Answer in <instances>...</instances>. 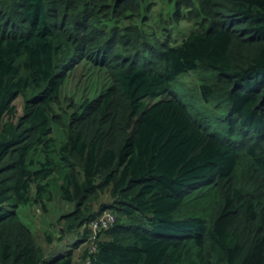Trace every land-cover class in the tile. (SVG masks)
I'll return each mask as SVG.
<instances>
[{
    "label": "trees",
    "instance_id": "1",
    "mask_svg": "<svg viewBox=\"0 0 264 264\" xmlns=\"http://www.w3.org/2000/svg\"><path fill=\"white\" fill-rule=\"evenodd\" d=\"M156 1L177 45L143 24ZM85 62L109 85L72 103ZM190 73L198 103L172 90ZM54 195L78 238L45 249L17 210ZM86 263L264 264V0H0V264Z\"/></svg>",
    "mask_w": 264,
    "mask_h": 264
},
{
    "label": "rangeland",
    "instance_id": "2",
    "mask_svg": "<svg viewBox=\"0 0 264 264\" xmlns=\"http://www.w3.org/2000/svg\"><path fill=\"white\" fill-rule=\"evenodd\" d=\"M144 26L161 40L167 37L171 39V45H177L183 37L184 32L187 33L191 26L186 20L177 22L168 15V3L156 1L144 18H142ZM147 31V30H146ZM148 32V31H147ZM179 83L172 85V90H176L181 99L187 101L184 96L198 103V75L185 74L179 78ZM109 85V79L105 70L99 66H93L90 63H82L76 65L67 73V78L63 86L62 95L72 100V103H83L86 100H92ZM177 85V87H176ZM198 92V90H197ZM151 100L148 103H153ZM12 105L15 108V117L13 121L23 114L24 102L21 96L16 97ZM105 197V196H104ZM102 197L100 205L108 204L107 198ZM69 205L58 199L54 195L52 201L45 204L32 203L26 207L17 210V214L21 221L33 232L38 245L45 249L53 248L62 244H70L75 242L78 235H65L60 241L62 230L64 229L63 221L59 222L61 217L70 210ZM99 211L100 207L95 208ZM46 235H50L54 241L52 247L47 246ZM81 250L75 251V261L79 262Z\"/></svg>",
    "mask_w": 264,
    "mask_h": 264
},
{
    "label": "built area",
    "instance_id": "3",
    "mask_svg": "<svg viewBox=\"0 0 264 264\" xmlns=\"http://www.w3.org/2000/svg\"><path fill=\"white\" fill-rule=\"evenodd\" d=\"M115 223V217L110 212H104L98 218L89 223V229L93 233V239L96 234L110 228ZM93 248V247H92ZM89 264V263H86Z\"/></svg>",
    "mask_w": 264,
    "mask_h": 264
}]
</instances>
